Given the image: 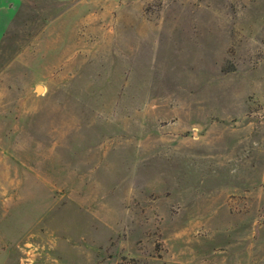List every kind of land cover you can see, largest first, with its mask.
<instances>
[{
	"label": "rangeland",
	"instance_id": "obj_1",
	"mask_svg": "<svg viewBox=\"0 0 264 264\" xmlns=\"http://www.w3.org/2000/svg\"><path fill=\"white\" fill-rule=\"evenodd\" d=\"M45 6L0 34V264H264V0Z\"/></svg>",
	"mask_w": 264,
	"mask_h": 264
},
{
	"label": "crops",
	"instance_id": "obj_2",
	"mask_svg": "<svg viewBox=\"0 0 264 264\" xmlns=\"http://www.w3.org/2000/svg\"><path fill=\"white\" fill-rule=\"evenodd\" d=\"M64 1L72 2V0H0V34L5 35L6 30H14L18 27L17 22L28 20L31 13L42 15V4L49 5L45 6L44 12L52 13L57 9L56 5L59 7ZM75 8L68 9L72 12Z\"/></svg>",
	"mask_w": 264,
	"mask_h": 264
},
{
	"label": "water",
	"instance_id": "obj_3",
	"mask_svg": "<svg viewBox=\"0 0 264 264\" xmlns=\"http://www.w3.org/2000/svg\"><path fill=\"white\" fill-rule=\"evenodd\" d=\"M39 87H40V89H39ZM39 87H38V89H37L38 92L41 91V89H42V86H39Z\"/></svg>",
	"mask_w": 264,
	"mask_h": 264
},
{
	"label": "bare ground",
	"instance_id": "obj_4",
	"mask_svg": "<svg viewBox=\"0 0 264 264\" xmlns=\"http://www.w3.org/2000/svg\"><path fill=\"white\" fill-rule=\"evenodd\" d=\"M39 89H40V87H39Z\"/></svg>",
	"mask_w": 264,
	"mask_h": 264
}]
</instances>
